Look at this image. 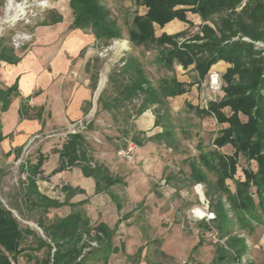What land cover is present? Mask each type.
Returning <instances> with one entry per match:
<instances>
[{
	"label": "rangeland",
	"instance_id": "374dc122",
	"mask_svg": "<svg viewBox=\"0 0 264 264\" xmlns=\"http://www.w3.org/2000/svg\"><path fill=\"white\" fill-rule=\"evenodd\" d=\"M98 1L109 10L108 20L119 28L120 38H95L90 27H72L69 0H26L32 12L29 22L21 21L14 27L7 24L0 35L1 41L10 43L16 31L29 34V38L17 49L31 43L36 28L71 32L82 38L79 56L73 64L77 61L83 65L82 73L88 80L90 96L85 105L86 117L79 120L78 124L83 125L92 165L96 163L106 168L108 174L119 178L121 183L99 193H87L88 190L70 201L87 198L80 208L92 224L101 218L117 217L114 243H123L126 251H120L107 264H236L214 261L216 243L222 244L224 239L217 238L213 219H200L192 212L198 207L212 211L210 204L218 193L214 186V172L201 166L207 181L196 182L190 176V161L199 162L200 153L214 149L213 139L227 124H219L212 115L200 116L186 105L190 103L206 108L208 101L219 100L224 95L222 75L230 64L218 60L200 80L193 63L185 68L174 63L173 68L168 69L159 61L157 45H137L128 39L132 18L134 14H144V6L136 4L134 0ZM3 2L0 0V9ZM186 16L190 18L192 26L172 19L162 27L154 24L155 35L183 32V36L177 38V44L180 45L203 23L196 14L187 12ZM240 39L251 42L264 56V41H253L246 37ZM131 62L140 66L154 87L163 78H175L185 84V92L168 97L159 104L143 106V95L127 90L134 76L128 69ZM212 70L220 75V89L217 92H212L206 85ZM99 97H102L108 109L100 107ZM240 118L246 119L243 115ZM72 128L67 127L58 132L47 130L32 135L13 154L0 149V200L23 228L28 227L42 234L34 219L37 212L28 211L21 202V183L25 180V173L20 167L25 161H34L37 149L45 141L56 144V140H61L66 131ZM162 129H167L168 134L161 136ZM148 136L155 138L146 140ZM133 137L140 143L131 139ZM129 145H134V148L125 155L124 151ZM219 150L225 154L233 151L229 144ZM242 167L255 170L256 163L238 156L235 179H243ZM63 182L37 180L39 190L60 201L64 197L60 186ZM226 184L233 192V180L226 179ZM110 193L117 196L121 205L119 210H116ZM70 210L67 205L52 208L44 217L45 222L56 220ZM261 219L262 223L254 224L252 231L240 229L237 225L232 227L231 233L243 237L248 246L241 264H264V214ZM30 240L31 236H28L27 241L22 243V247L27 249L17 256L13 264H27L26 253L37 257L43 255L42 251H32ZM94 263L101 264L100 261Z\"/></svg>",
	"mask_w": 264,
	"mask_h": 264
},
{
	"label": "trees",
	"instance_id": "16d2710c",
	"mask_svg": "<svg viewBox=\"0 0 264 264\" xmlns=\"http://www.w3.org/2000/svg\"><path fill=\"white\" fill-rule=\"evenodd\" d=\"M134 2L144 6L146 10L144 14H134L128 39L137 45H157L159 61L163 66L172 69L173 64L177 63L185 68L193 63V69L200 80L218 60L230 64L222 75L224 95L219 100L208 101L206 108L186 104L200 116L212 115L219 124H227L213 139L215 148L200 153L199 162L190 161L189 165L190 176L196 182L207 181L201 166L213 171L216 176L214 186L218 196L210 207L215 215L212 222L217 238L224 241L222 244L216 243L214 261L241 264L248 246L243 237L231 233L232 227L237 225L240 229L252 231L254 224L262 223L261 215L264 214V56H261L259 48L240 38L264 41V0ZM69 6L72 27H90L95 38L121 37L119 28L108 20L109 10L98 0H69ZM187 11L196 13L203 23L180 45L177 44V38L183 36V32L173 35L162 32L155 35L154 24L162 27L172 19L192 26L193 23L186 17ZM236 36L237 39H233ZM3 48L0 49V60H12L2 51ZM128 69L134 76L130 87L126 86L125 89L133 94H142L143 106L159 104L186 90L185 84L175 78H163L154 87L137 63H129ZM9 94V89H0L1 109L7 107ZM98 104L101 108L108 109L102 97L98 98ZM225 109H228L227 112ZM240 115L246 119L241 120ZM160 133L163 136L168 134V130L162 129ZM153 137L155 138L148 136L145 139ZM131 139L140 143L137 138ZM227 144L233 149L231 154L219 150ZM57 152L58 165L50 174L78 166L84 176H91L95 180V193L121 183L119 178L109 175L106 168L96 163L92 165L93 159L82 133H67ZM238 156L256 163L255 170L241 168L242 180L234 178ZM46 158L43 153L37 152L34 162L25 161L20 167L25 173V180L21 183V202L28 211L37 212L34 219L42 234L28 227L23 228L0 200V264L15 263L17 256L27 249L22 247V243L27 241L28 236H31L29 247H32V251H42L43 255L37 257L26 253L27 264H95L100 260L101 264H107L109 254L115 250L112 246L114 229L108 228L103 222H90L80 208L86 203V199L70 201L76 193H82L83 190L63 185L61 191L64 197L61 201L39 190L37 180L43 177L41 166ZM226 179L233 180V192L226 184ZM110 197L119 210L121 205L117 196L110 193ZM63 205L69 206L71 210L56 220L45 222L44 217L50 209ZM90 241H95L97 246L90 247ZM200 242L201 240L198 243Z\"/></svg>",
	"mask_w": 264,
	"mask_h": 264
},
{
	"label": "crops",
	"instance_id": "0c3cea01",
	"mask_svg": "<svg viewBox=\"0 0 264 264\" xmlns=\"http://www.w3.org/2000/svg\"><path fill=\"white\" fill-rule=\"evenodd\" d=\"M173 20L181 22L178 19ZM81 40L79 35H73L71 32L43 31L38 28L34 30L31 43L22 49L14 48L10 43L0 40V49L5 46L2 51L12 59L0 60V89L10 90L5 109H1L0 99V149L5 153L13 154L26 139L47 130L58 132L74 126L76 132L83 134V125H79L78 121L86 117L85 105L90 92L88 80L82 73L83 65L77 61L73 64L79 56ZM9 47L11 49H8ZM76 132L67 130L61 140H56V144L45 141L36 151V154L41 152L47 156L41 166L43 177L40 180L64 181L60 186L69 185L83 190L73 197L88 190L90 191L87 193H95V180L91 176H84L78 166H71L55 174L50 172L58 165L57 150L65 140L66 134ZM75 199L79 201L87 198ZM116 218H101L97 223L103 222L108 228L114 229L115 233ZM114 235L112 246L115 250L109 254L107 263L120 251H126L123 243H114ZM89 246L96 247L97 244L90 241Z\"/></svg>",
	"mask_w": 264,
	"mask_h": 264
},
{
	"label": "built area",
	"instance_id": "2783aa9c",
	"mask_svg": "<svg viewBox=\"0 0 264 264\" xmlns=\"http://www.w3.org/2000/svg\"><path fill=\"white\" fill-rule=\"evenodd\" d=\"M25 2L26 0H4L3 6L0 9V35L1 31H3L4 27L7 24L14 27L21 21H25L27 23L29 22V18L30 16H32V12L29 10V6L26 5ZM29 36V34L22 31H16L12 36L10 45L14 48H20L24 44L23 41H26ZM206 85L212 92H217L220 89V75L216 70H212L209 72ZM76 130L77 129H75L74 126L72 129H69L70 132H76ZM133 148L134 145H129L125 149L124 154L127 155L132 151ZM201 210L202 214L199 215L196 210L193 209V215L200 219L204 218L205 220L214 218V214L211 211H208L207 209ZM211 235L214 236V234Z\"/></svg>",
	"mask_w": 264,
	"mask_h": 264
},
{
	"label": "bare ground",
	"instance_id": "6f19581e",
	"mask_svg": "<svg viewBox=\"0 0 264 264\" xmlns=\"http://www.w3.org/2000/svg\"><path fill=\"white\" fill-rule=\"evenodd\" d=\"M99 91H100V90H99ZM195 210H196V212H197L199 215H201V214H202V210H201V209H199V208H196Z\"/></svg>",
	"mask_w": 264,
	"mask_h": 264
}]
</instances>
